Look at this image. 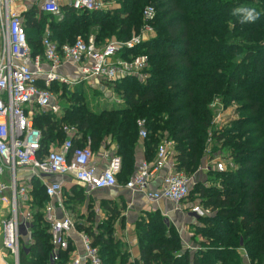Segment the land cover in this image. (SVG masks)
<instances>
[{
  "label": "trees",
  "instance_id": "obj_1",
  "mask_svg": "<svg viewBox=\"0 0 264 264\" xmlns=\"http://www.w3.org/2000/svg\"><path fill=\"white\" fill-rule=\"evenodd\" d=\"M148 7L155 10L152 20L144 17ZM239 7L255 9L258 19L242 23L241 15H233ZM47 19L55 32L50 36L60 45L89 33L99 44L113 39L128 41L150 22L157 35L123 54H146L148 67L144 79L128 76L108 84L124 102L118 108L89 109L84 83L74 91L67 85H53L52 90L69 91L63 97L70 105L60 118L51 113L35 117L42 132L39 156L64 141V125H69L78 130L76 145L90 142L94 150L110 139L123 159L120 175L127 178L125 174L130 176L136 168L140 131L146 129L147 159L154 158L167 133L165 138L174 145L177 169L190 174L202 160L216 161L220 150L208 157L206 145L223 142L232 149L229 158L235 169L210 170V175L216 176L212 180L220 181L222 187L197 181L195 193L191 191L189 197L210 210L200 218L202 226H196L194 240L197 235L204 238L200 249L184 250L176 227L168 225L161 212H149L136 230L141 264H264V0H115L114 7L103 11L78 12L66 6L61 20L31 11L25 25L26 30L36 31L28 37L34 54L43 52L45 25L40 21ZM216 98H222L227 106L237 103L244 114L222 132L211 129L209 105ZM71 189L73 196L65 200L70 208L74 207L70 200L87 202L83 187ZM31 194L33 240L21 239L20 264H52L51 233L42 211L48 197L38 178L32 180ZM112 211L101 223L84 227L77 222V227L93 236L105 264H140L131 262L127 245L114 238L117 212ZM94 216L91 212L89 219L94 221ZM83 217L79 215V219ZM67 259V253H62L54 264H66Z\"/></svg>",
  "mask_w": 264,
  "mask_h": 264
},
{
  "label": "built area",
  "instance_id": "obj_2",
  "mask_svg": "<svg viewBox=\"0 0 264 264\" xmlns=\"http://www.w3.org/2000/svg\"><path fill=\"white\" fill-rule=\"evenodd\" d=\"M19 3L29 4V7L19 9L16 7ZM66 6L78 12L112 8L107 0H0L3 40L0 52V227L4 247L14 256L15 264H20L22 227L31 226L34 220V211L30 207L34 178L44 185L48 197L42 211L51 233L50 262L54 264L61 259L62 253H67L66 264H105L93 236L79 230L74 216L66 210V182L46 177L73 175L75 181L83 186L85 195L91 196L97 190L119 187L118 176L123 169V159L114 152L107 165L98 168L94 163L91 143L76 145L75 141L80 136L72 126H64V141L40 157L42 132L36 127L35 115L51 113L58 118L63 115L60 103L52 92L54 84L67 85L70 90L82 83L108 86L128 76L144 79L148 67L146 54L123 55L145 39L142 33L133 34L128 41L113 39L99 44L92 35L60 45L48 32L41 41L43 52L34 54L28 40L24 13L35 9L61 20ZM154 15L152 7L144 12L145 20H152ZM67 65H72L77 75L63 73L62 68ZM139 124L143 126V122ZM147 135L146 129L140 131L141 138L145 139ZM174 155L173 142L163 139L153 160L139 162L136 172L125 184L126 190L142 194L157 204L167 200L181 206L190 197L192 178L177 169ZM216 169L223 171L226 166L218 163ZM6 170L10 175L9 182L4 180ZM22 170L28 173L25 177L20 176ZM163 170L166 171L161 175ZM158 179L160 183L153 187ZM7 191H10V197L6 195ZM4 202H7L6 206ZM57 210L63 212L61 217L57 215ZM192 211L201 217L210 212L203 206H196ZM86 222L87 218L83 223ZM27 234L28 240L32 241V233ZM74 234L81 239V249L74 241ZM243 253L247 258L245 250Z\"/></svg>",
  "mask_w": 264,
  "mask_h": 264
},
{
  "label": "rangeland",
  "instance_id": "obj_3",
  "mask_svg": "<svg viewBox=\"0 0 264 264\" xmlns=\"http://www.w3.org/2000/svg\"><path fill=\"white\" fill-rule=\"evenodd\" d=\"M111 6H115V0L111 1ZM57 20H59L57 18ZM40 23L45 25V28L42 29L43 33L42 35H46L48 32H54L50 30V20L47 19L45 21H40ZM49 29V30H47ZM97 29V28H96ZM28 32V37H33L35 35V30L34 29H27ZM55 33V32H54ZM143 34V36L145 37L144 40H148L149 38L155 37L157 35V33L154 31V25L150 22L148 23V29H143V31L141 32ZM93 33H89L88 35H78V36H74L73 38H84L87 39L88 37L92 36ZM94 36V35H93ZM110 41V40H108ZM107 42V41H105ZM84 88H85V93H86V103L89 109L93 110L94 112H101L104 109H112V108H118L121 105L124 104V102L120 99L119 94L117 93V91L115 89H113L112 87L109 86H104L102 84H91V85H87V84H83ZM75 89H73L72 91H74ZM54 98L57 102L60 103L61 106V110L64 111L65 107L70 105V102L68 101L67 98L63 97L64 93H68L69 91H67L66 89H61V88H57L56 90H52ZM222 98H216L213 103L210 106L211 110H212V130L213 131H217V132H222L223 130H225L227 127H229L232 123V121L237 120L238 118L242 117L244 114L239 111V105L237 103H232L231 105H224L221 102ZM42 113H36V116L41 115ZM64 126H69V125H64ZM165 137L167 138L168 134L164 133ZM163 139H166V138ZM109 141L100 146L99 148H95L94 151L98 154L101 155L99 153H104L105 152H110L112 151L111 147V142L110 139H108ZM214 150H220L219 153H217L215 155L216 158V163H221L223 166H226L225 172H230L231 170L235 169L234 166V162L231 158H229V156L232 154V149H228L226 146H224L223 142L222 143H209L208 145H206V154L208 157H212L213 155V151ZM206 159L202 160L200 165L198 166V168L190 173V174H185L188 175L189 177L192 178V190H194L197 181H202L206 186H211L212 184H214L215 180H212V178H216L212 177V175H210V170L206 171V173H203V168L204 166H206L205 164L207 162H205ZM137 161H135L134 166L138 167V163H136ZM231 168V169H230ZM127 170L128 166L126 167ZM134 169V168H133ZM183 172V171H181ZM129 176V173L125 174ZM121 176V175H120ZM126 177H124L123 175L118 179V184L119 187L117 188V190L113 191L114 193H111L112 196H114V200L111 202L105 201L102 205H99V207H92L95 208L93 210V213H96L97 211H101V210H105L107 213H113L112 209H115L117 212V215L115 216V223L119 222L120 224H122L129 229H121L120 231L117 232L116 228H115V232H114V238L117 241L122 242V237L121 235L124 234V231L129 230L130 232L133 231L134 235H136V230L138 228V223H142L145 222L148 217H149V212H155L158 211L160 212L159 209L156 210H150V211H146L144 210L143 206H138V208L134 209L131 206V203L128 201L130 200L129 193H127L128 190H126L125 188V184H126ZM218 188L222 187L220 181L219 182H215ZM196 190V188H195ZM195 190L193 191V194L195 193ZM84 191V190H83ZM73 193V191L71 190V188H69L68 186L65 187V194H64V203L67 204L65 202V200L68 198V196ZM67 194V195H66ZM67 196V197H66ZM73 204L74 207H76L77 205H83L80 203H75L73 202V200H70ZM190 203H192L191 199L189 201ZM107 206V207H106ZM131 207V208H130ZM68 209H73V208H68ZM90 212V211H89ZM71 214L74 216V219L80 223L81 220L79 219V214L76 213V210H72ZM44 215V213H43ZM90 216V214H89ZM95 217V216H94ZM126 223V225H125ZM123 226V227H124ZM122 227V228H123ZM24 230V231H23ZM28 232L32 233V225L30 226L29 224L25 225L24 227H22V235L23 238H27L28 239ZM117 233H119V236H117ZM126 233L128 234V231H126ZM33 239V238H32ZM128 250V247H127Z\"/></svg>",
  "mask_w": 264,
  "mask_h": 264
},
{
  "label": "crops",
  "instance_id": "obj_4",
  "mask_svg": "<svg viewBox=\"0 0 264 264\" xmlns=\"http://www.w3.org/2000/svg\"><path fill=\"white\" fill-rule=\"evenodd\" d=\"M16 7H18L19 9H22V10H26L27 7H29V4L19 3ZM31 11L36 12V10L33 9V10H30V11H27L26 13H24V15H23V17H25V18H23L24 20L26 19L27 13L31 12ZM37 12L39 14H41V12H39L38 10H37ZM36 17H38V14H36ZM2 46H3V40H2V35L0 32V52H1ZM62 72L67 74V75H70V76L71 75H73V76L77 75V71L72 67V65H67V66L63 67ZM35 117H36V115H35ZM56 147H57V144H53L51 149H55ZM111 149H112V151H110V152H105V150H104V153H99L101 155H98L94 151V154H95L94 163L98 166V168H104L107 165V162H108L109 158L111 157V155L114 152H116L115 144L111 147ZM142 160H148L147 154H146V146H145V142H144L143 138H141V141H140L139 146H138V151L136 154V161H137L136 163L139 164V162ZM216 162L217 161L209 160L205 164L206 166H204V168H203V173H206V171H208V170L216 169V166H217ZM214 166H215V168H214ZM136 170H137V164H136V168H135L134 172L132 173V175L136 172ZM165 171L166 170H163V172H161V175H163ZM19 173H20L21 177H25L28 174L26 171H23V170L20 171ZM46 179H49V180H60V179H62L66 182V186H68L69 188H72L74 185H78V186L83 187L79 182L75 181V179L73 178V175L61 176V177L58 175H53V176L47 175ZM4 180L7 182H9V180H10V175H9L8 170H6V172L4 174ZM159 183H160V179H158L152 186L156 187ZM117 188L118 187H115L112 189H101V190L94 191L91 194V196L85 195L86 200H87L86 203H84L83 205H80V206L77 205L76 207H73L74 209H68V208H70L69 207L70 205L68 206L66 204V208H67L66 210L68 213H70L72 210H76V213H78L79 215H84V217L80 219L81 220L80 223L83 224L84 227H90V225L93 223H99V222L101 223L103 220H105V218H107L109 216V214L104 209L101 210L100 212L98 211V213L96 210L95 218L93 221V220L89 219V211H90V213L93 212V210L95 208H92V207H99V205H102L105 201H108V202L113 201L114 196H112L111 193H114L113 191L117 190ZM127 193H129L128 197H130V200H128V201L131 203V206L134 209L138 208V206H143L144 210H146V211L159 209L160 212L165 217V220L168 223V225L170 223L173 224L176 227V229L179 231V234H180L181 239H182L184 250H190L192 252H195L197 250H194L193 248L196 247V248L200 249V242L203 241L204 238L201 235H197L196 239L194 240V237L196 235V226L197 225L202 226V222L200 221L201 216L198 215L196 212L192 211V209L194 207L202 206V205H200L199 201L190 203L189 202L190 198H189L186 201H184L181 204V206H175L172 202L167 201V200L160 201V203L157 204L155 202L149 201L142 194H138V193L132 194L129 191H127ZM73 194L74 193H71L70 195L73 196ZM84 194H85V192H84ZM6 195L8 197H10V195H11L10 191H7ZM3 205L6 206L7 202H4ZM90 206H92V207L89 208ZM87 212H88V215H86ZM57 215L59 217H61L63 215V212L61 210H57ZM86 218H87V222L84 224L83 221ZM87 224H90V225H87ZM125 225H126V223H125ZM123 226H124L123 222H122V224H120L119 222H116L114 224V228H116L117 232L120 231L121 229L126 228L125 226L124 227ZM126 229H129V228H126ZM126 231H128V234L126 233ZM126 231H124V234H122L121 237L123 238L122 239L123 244H126L128 247L127 252L129 253L130 260H131V262H135L137 260L141 264V260H140L141 257L139 254L140 251H139V244H138L137 236L134 235L133 231H131V232L129 230H126ZM117 236H119V233H117ZM74 241L78 245V249H81L82 248L81 239L76 234H74ZM190 246H193V247H190ZM189 248H191V249H189ZM239 252L244 256V253H243L244 249L243 248H240ZM0 264H15L14 256L4 247L3 234H2L1 227H0Z\"/></svg>",
  "mask_w": 264,
  "mask_h": 264
},
{
  "label": "clouds",
  "instance_id": "obj_5",
  "mask_svg": "<svg viewBox=\"0 0 264 264\" xmlns=\"http://www.w3.org/2000/svg\"><path fill=\"white\" fill-rule=\"evenodd\" d=\"M241 15L242 20L241 22H254L256 19L259 17V13L255 11L253 8H248V7H239L236 8L233 11V15Z\"/></svg>",
  "mask_w": 264,
  "mask_h": 264
}]
</instances>
